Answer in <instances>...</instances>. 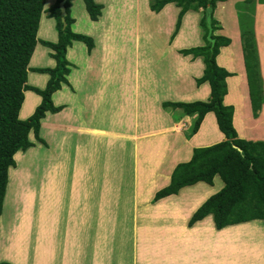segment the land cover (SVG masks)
I'll list each match as a JSON object with an SVG mask.
<instances>
[{"label": "rangeland", "instance_id": "374dc122", "mask_svg": "<svg viewBox=\"0 0 264 264\" xmlns=\"http://www.w3.org/2000/svg\"><path fill=\"white\" fill-rule=\"evenodd\" d=\"M95 1L104 7L98 22L90 20L83 0L72 1V30L93 38L95 50L89 55L81 43L68 50L69 84L53 96L62 111L48 114L40 134L47 147L32 134L36 147L19 152L9 172L0 263L264 264L262 221L219 231L208 216L190 226L197 210L222 189L219 177L213 186L200 183L154 202L193 148L211 146L222 136L211 113L190 141L196 116L163 108L165 102L210 100L209 85H197L204 62L181 54L204 46L200 14H186L176 34L175 5L155 13L149 8L155 0ZM246 1L218 7L214 35L231 41L218 62L234 74L224 104L238 111V137L264 142V106L254 115L251 93H264V3L255 0L252 10ZM55 3L47 0L45 10ZM58 40L56 21L43 14L29 68L55 67L43 42ZM47 79L29 71L28 82L37 88ZM38 98L26 94L22 119L31 116ZM137 186L144 190L138 193Z\"/></svg>", "mask_w": 264, "mask_h": 264}, {"label": "trees", "instance_id": "16d2710c", "mask_svg": "<svg viewBox=\"0 0 264 264\" xmlns=\"http://www.w3.org/2000/svg\"><path fill=\"white\" fill-rule=\"evenodd\" d=\"M62 1L56 0L46 11L47 0H0V218L9 190V172L17 167L16 156L19 152H29L36 147V143L47 147L40 137L43 123L48 114L55 115L62 111V107L55 106L53 96L69 84L68 77L72 71L67 60L68 50L74 43L84 44L89 55L95 50L93 38L72 30L75 23L71 17L73 0L66 1L67 16L65 24L62 22ZM83 1L90 20L98 22L103 16L104 7L95 0ZM254 1H246L249 5L253 4L250 5L252 10L255 7ZM261 2L264 3V0ZM226 3L228 0H155L149 6L155 13H160L167 5H175L180 9L176 34L186 14H200L199 24L204 46L182 50L181 54L204 62V74L197 80V85H209L210 100L191 104L165 102L163 108L181 110L185 117L196 116L194 127L187 134L190 141L196 139L205 118L211 113L215 115L222 135L211 146L193 148L191 159L176 166L169 185L155 195L154 202L178 195L182 190L200 183L213 186L215 178L219 177L223 182L222 189L197 210L190 223L193 226L212 216L219 231L229 227L248 226L247 223L252 221H262L264 224V142L240 139L234 126L236 110L234 106L224 104L229 95L227 80L234 74L226 66L220 65L218 57L221 49L228 48L231 41L214 35V32L219 30L218 7ZM46 13L56 21L59 32L58 42H43L44 47L51 51L56 65L53 68L30 69V60L38 43L41 19ZM254 37L255 35L250 37L251 42ZM250 47L253 53L255 47L253 44ZM251 53L247 52L246 59ZM29 71L48 76L44 88L29 84ZM149 76L146 80L150 82ZM146 86L150 89L152 85L148 83ZM30 92L39 97V102L31 116L22 119V107L26 94ZM251 93L254 94V115H257L264 106V93H257L253 89ZM32 134L36 143L30 139Z\"/></svg>", "mask_w": 264, "mask_h": 264}, {"label": "water", "instance_id": "95a60500", "mask_svg": "<svg viewBox=\"0 0 264 264\" xmlns=\"http://www.w3.org/2000/svg\"><path fill=\"white\" fill-rule=\"evenodd\" d=\"M67 0H63L61 3H60V11H61V15H62V22L65 24V18L67 16V11H66V8H65V3H66Z\"/></svg>", "mask_w": 264, "mask_h": 264}, {"label": "crops", "instance_id": "0c3cea01", "mask_svg": "<svg viewBox=\"0 0 264 264\" xmlns=\"http://www.w3.org/2000/svg\"><path fill=\"white\" fill-rule=\"evenodd\" d=\"M228 49H229V48H228ZM230 51H231V50H230ZM234 52H235V51H234ZM232 54H233V53H232ZM232 54H231V56H232ZM236 56H237V55H236ZM239 56H240V55H239ZM232 57H233V56H232ZM234 57H235V55H234ZM237 57H238V56H237ZM221 61H222V60H221ZM220 63H221V62H220ZM146 94H148V91H147ZM241 94H242V91H241ZM243 96H244V94H242V97H241V98H243ZM146 98H148V96H147ZM149 99H150V98H149ZM233 105H237V104L233 103ZM238 109L240 110V108H238ZM238 109H237V110H238ZM236 112H238V111H236ZM235 114H236V113H235ZM236 115H237V114H236ZM237 116H238V115H237ZM237 118H238V117H237ZM235 120H236V119H235ZM235 120H234V121H235ZM155 174H157V173H155ZM153 176H155V175L153 174V175H151L150 177H153ZM150 177H149V174H148V175H147V178H150ZM137 188H138V189H137V192H138V193H139L141 190H144V187H142V186H139V187L137 186ZM140 203H141V202H140ZM140 203H139V204H140Z\"/></svg>", "mask_w": 264, "mask_h": 264}, {"label": "bare ground", "instance_id": "6f19581e", "mask_svg": "<svg viewBox=\"0 0 264 264\" xmlns=\"http://www.w3.org/2000/svg\"><path fill=\"white\" fill-rule=\"evenodd\" d=\"M203 200V199H202ZM208 222V221H207ZM211 222V221H210ZM206 223V222H205ZM207 224V223H206ZM211 224V223H210ZM209 226V225H208ZM211 226V225H210ZM248 231H251V230H248ZM247 232V231H246ZM245 238V237H244ZM260 240V239H259ZM259 242V241H258Z\"/></svg>", "mask_w": 264, "mask_h": 264}]
</instances>
